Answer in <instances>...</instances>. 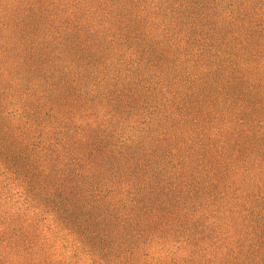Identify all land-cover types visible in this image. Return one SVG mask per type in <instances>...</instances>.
I'll use <instances>...</instances> for the list:
<instances>
[{
	"label": "rangeland",
	"instance_id": "obj_1",
	"mask_svg": "<svg viewBox=\"0 0 264 264\" xmlns=\"http://www.w3.org/2000/svg\"><path fill=\"white\" fill-rule=\"evenodd\" d=\"M0 264H264V0H0Z\"/></svg>",
	"mask_w": 264,
	"mask_h": 264
}]
</instances>
